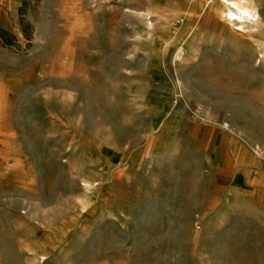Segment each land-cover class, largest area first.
<instances>
[{"label": "rangeland", "instance_id": "obj_1", "mask_svg": "<svg viewBox=\"0 0 264 264\" xmlns=\"http://www.w3.org/2000/svg\"><path fill=\"white\" fill-rule=\"evenodd\" d=\"M208 1L0 0V264H264V0Z\"/></svg>", "mask_w": 264, "mask_h": 264}, {"label": "bare ground", "instance_id": "obj_2", "mask_svg": "<svg viewBox=\"0 0 264 264\" xmlns=\"http://www.w3.org/2000/svg\"><path fill=\"white\" fill-rule=\"evenodd\" d=\"M186 3L188 7L182 11L181 15L185 19H190L193 16V0H186ZM207 3L210 6L212 2L209 0ZM214 3L221 8L218 13L220 18L227 24H237L238 31H245V25L250 26V23L259 22L258 0H214Z\"/></svg>", "mask_w": 264, "mask_h": 264}]
</instances>
